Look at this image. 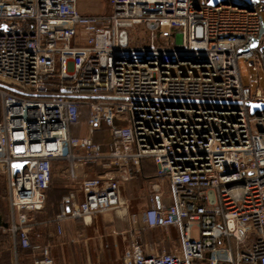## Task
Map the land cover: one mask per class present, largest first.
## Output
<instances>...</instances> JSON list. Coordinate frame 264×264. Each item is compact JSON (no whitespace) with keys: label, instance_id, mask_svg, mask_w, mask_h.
Returning a JSON list of instances; mask_svg holds the SVG:
<instances>
[{"label":"built area","instance_id":"1","mask_svg":"<svg viewBox=\"0 0 264 264\" xmlns=\"http://www.w3.org/2000/svg\"><path fill=\"white\" fill-rule=\"evenodd\" d=\"M78 1L0 0V173L15 250L32 247L54 162L76 179L81 166L152 159L172 202L152 199L144 222L175 229L180 246L136 245L123 264H264V111L250 112L264 91L239 67L264 69V37L251 48L263 4L111 0L108 15L87 16ZM48 80L60 96L39 97ZM83 111L87 135L75 138ZM104 127L105 147L93 141ZM121 205L117 179H84L63 198L55 236ZM34 264H53L48 247Z\"/></svg>","mask_w":264,"mask_h":264},{"label":"crops","instance_id":"2","mask_svg":"<svg viewBox=\"0 0 264 264\" xmlns=\"http://www.w3.org/2000/svg\"><path fill=\"white\" fill-rule=\"evenodd\" d=\"M104 7L97 0H79L78 10L83 15L88 16H101V12ZM111 12V11H110ZM109 12V13H110ZM108 13V14H109ZM107 14V15H108ZM106 15V14H105ZM87 121V116L85 123ZM85 123L83 126L86 128ZM78 136L76 138H80ZM84 137V136H83ZM93 141L103 147L107 146L110 141V133L106 127L101 131H98L93 136ZM76 179L70 178L69 164L63 161H57L53 164V179L51 188L48 194L47 205L44 211L31 215L32 220L35 222L32 236L39 243V249L43 250L46 247L51 251L57 247L58 243L55 242L56 236V225L55 222L58 219L60 212L62 211L63 198L68 196L70 193H76L80 189V184L84 179L101 177L103 179H117L120 186V200L121 204H128V201L133 197V194H139L141 197L143 194V186L145 181L140 177L139 170L137 168H121L110 164H96L88 167L81 166L78 168ZM153 183V194L146 196V205L149 208L152 204V199L155 204L165 203L170 204L171 198L168 190L162 188L160 178H154ZM163 195L161 199L159 196ZM68 209V207H66ZM108 213V212H107ZM99 215V214H98ZM97 215L90 217L86 220H92V224L79 221L78 224L68 225L66 228V237L64 238L65 243L71 242L70 238H77V243H84L80 248V260L81 264H116L120 261L123 264L121 258L122 244L117 237L107 234L105 231L110 228V224L107 226L96 225ZM142 217L144 214L142 213ZM83 224L85 226H83ZM102 232V233H101ZM86 243V244H85ZM14 247V241H13ZM14 263L16 264V250L14 248ZM18 260V258H17Z\"/></svg>","mask_w":264,"mask_h":264},{"label":"rangeland","instance_id":"3","mask_svg":"<svg viewBox=\"0 0 264 264\" xmlns=\"http://www.w3.org/2000/svg\"><path fill=\"white\" fill-rule=\"evenodd\" d=\"M100 4L103 5L104 9L100 13L101 16L107 15L111 11V0H97ZM206 4L210 2V0H204ZM232 2L238 6H244L246 3L252 4L251 0H223ZM227 3V2H225ZM246 7V6H244ZM251 8V6H250ZM264 10V5H263ZM88 16V15H87ZM79 30L83 29L79 27ZM248 63H251L252 66L249 67ZM240 71L242 76V81L245 85H249L252 83L253 89L256 90L260 87L264 91V69L259 67L257 70L256 61H246L241 60ZM256 68V69H255ZM260 78V81H259ZM2 119V111H1V99H0V121ZM78 135L83 137L87 135V130L84 126H82L78 132ZM78 171V170H77ZM78 173V172H77ZM143 179V178H142ZM145 184L143 186V194L141 197L140 190L139 194L134 193L133 197L128 201V204L124 203L118 209L112 210L108 213L99 214L95 219L97 222L93 224V226H107L110 228L105 232L111 234L114 237H117L122 244L121 249V258L123 261V257L126 254L132 252L133 248L136 245H143L150 252H170L176 246H180L179 235L177 231L171 228L169 231H165L162 229H149L146 223L144 222V217H142V213L145 215L147 213V205H146V196H150L153 194V183L151 178L143 179ZM162 188L165 191L168 190L167 180L161 178ZM5 178L0 175V211H8L10 214V209L8 202L6 200L5 193ZM5 198V199H4ZM38 213H32L31 215H36ZM95 217V216H94ZM91 220H86L84 222L88 224H92ZM83 224V226H85ZM102 233V232H101ZM193 238H198V231H193ZM55 242L58 243L57 247H55L51 251V257L53 260V264H81L80 256V248L84 243H65L64 238L58 239L54 238ZM86 244V243H85ZM119 264V263H116ZM120 264L121 261H120Z\"/></svg>","mask_w":264,"mask_h":264},{"label":"trees","instance_id":"4","mask_svg":"<svg viewBox=\"0 0 264 264\" xmlns=\"http://www.w3.org/2000/svg\"><path fill=\"white\" fill-rule=\"evenodd\" d=\"M227 3L234 4L229 1H225ZM236 5V4H235ZM244 6L246 7H256V4H248L246 3ZM60 91L57 88V83L52 80H48L46 82V88L42 92V94L39 95L40 98L43 99H48V98H53L60 96ZM86 112L83 111L80 115L79 122L72 125L71 127V134L73 137H78V132L80 128L83 126L86 120ZM140 177L143 179H148V178H159L158 174V168L154 160L152 159H145L141 162L140 169H139ZM1 176L5 178L6 182V187H5V193H6V200L9 205L10 209V214L8 211L1 212L0 211V264H15L14 263V247H13V237L12 235L8 232L11 224H12V212H11V207H10V202H9V188H8V182L6 176L0 173ZM52 179H53V168H52V175H51V182L49 189L47 190V200H48V194L51 188L52 184ZM5 199V198H4ZM47 205V202H46ZM39 246V243L36 241V239L32 236V247L31 248H23L22 245L20 244V241L17 243V248H16V255L18 258V264H34V261L36 257H40L41 253L43 250H36L35 247Z\"/></svg>","mask_w":264,"mask_h":264},{"label":"water","instance_id":"5","mask_svg":"<svg viewBox=\"0 0 264 264\" xmlns=\"http://www.w3.org/2000/svg\"><path fill=\"white\" fill-rule=\"evenodd\" d=\"M220 3H225L223 0H210L208 3L210 6H218ZM253 4H263L264 0H251ZM264 37V24L262 25V29L260 35L257 39L254 40L251 48H256L259 45L260 40ZM259 111H264V103H251L250 112L252 115L256 114Z\"/></svg>","mask_w":264,"mask_h":264}]
</instances>
